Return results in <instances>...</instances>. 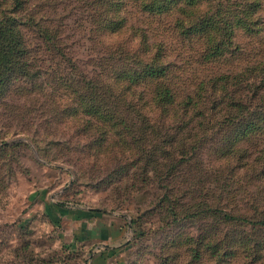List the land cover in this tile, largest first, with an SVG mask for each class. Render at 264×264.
Wrapping results in <instances>:
<instances>
[{
  "label": "rangeland",
  "instance_id": "rangeland-1",
  "mask_svg": "<svg viewBox=\"0 0 264 264\" xmlns=\"http://www.w3.org/2000/svg\"><path fill=\"white\" fill-rule=\"evenodd\" d=\"M1 34L0 264H264V0H0Z\"/></svg>",
  "mask_w": 264,
  "mask_h": 264
},
{
  "label": "crops",
  "instance_id": "crops-1",
  "mask_svg": "<svg viewBox=\"0 0 264 264\" xmlns=\"http://www.w3.org/2000/svg\"><path fill=\"white\" fill-rule=\"evenodd\" d=\"M102 220L95 218V219H81L80 220V224L79 225H75V230H72V237L74 238V244H84L87 243L91 240H94L95 237L98 238L100 241H104L107 242L110 240L111 238V229L110 227H107L103 230H101V232H96V226L98 227ZM109 248V247H107ZM112 249H108V253L111 252ZM94 258L92 260H90V262H95V264H99L101 263L99 257H100V253L95 252ZM98 262V263H97Z\"/></svg>",
  "mask_w": 264,
  "mask_h": 264
},
{
  "label": "trees",
  "instance_id": "trees-1",
  "mask_svg": "<svg viewBox=\"0 0 264 264\" xmlns=\"http://www.w3.org/2000/svg\"><path fill=\"white\" fill-rule=\"evenodd\" d=\"M149 8L151 9V11H156V7L155 6H149ZM147 8V11H150V9ZM17 23L15 21L11 22V21H7V24L5 27L1 28L2 29H6L4 33H10L11 34V30H16ZM10 34H1L0 35V45H1V41H11V42H15V41H19V37L17 36H13ZM10 49V48H9ZM10 53V52H9ZM9 53L6 52V50H1L0 49V75H2L3 73L7 74V72L9 71V66H8V57H9ZM166 73V69L164 68H149V71L146 73L148 75V77H159L162 75H165ZM171 93H166L165 97L163 99H171ZM264 225V223H263Z\"/></svg>",
  "mask_w": 264,
  "mask_h": 264
}]
</instances>
